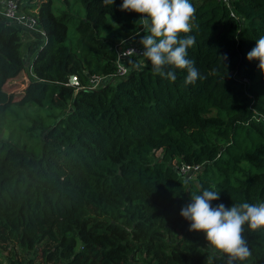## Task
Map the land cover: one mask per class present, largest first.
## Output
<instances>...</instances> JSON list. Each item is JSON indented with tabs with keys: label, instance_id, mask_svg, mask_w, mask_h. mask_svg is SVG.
Masks as SVG:
<instances>
[{
	"label": "trees",
	"instance_id": "1",
	"mask_svg": "<svg viewBox=\"0 0 264 264\" xmlns=\"http://www.w3.org/2000/svg\"><path fill=\"white\" fill-rule=\"evenodd\" d=\"M15 1L45 39L33 76L10 93L25 68L22 29L0 19V248L10 264H241L180 211L203 189L220 192L213 206L264 203V73L246 58L264 36V0H190L192 31L180 35L195 36L187 58L202 77L191 85L186 70L175 81L155 74L142 53L115 75L118 49L142 33L122 0H75L84 18L52 0ZM92 76L108 80L89 88ZM182 163L199 168L186 178ZM243 236L252 254L242 264H264V229L245 224Z\"/></svg>",
	"mask_w": 264,
	"mask_h": 264
},
{
	"label": "clouds",
	"instance_id": "2",
	"mask_svg": "<svg viewBox=\"0 0 264 264\" xmlns=\"http://www.w3.org/2000/svg\"><path fill=\"white\" fill-rule=\"evenodd\" d=\"M114 2L102 0L105 6ZM119 10L140 14L141 55L150 62L155 74L175 81V70H186L184 82L188 85L202 78L194 62L187 58L188 49L196 43L195 36L180 35L192 31L196 9L190 0H122ZM246 58L258 60L257 67L264 73V36L256 40ZM219 199V191L203 189L190 196V203L182 207L180 215L190 222L189 231L203 232L209 246L226 254L230 262L242 264L252 254L243 236L244 225L251 230L264 229V203L213 206L211 202Z\"/></svg>",
	"mask_w": 264,
	"mask_h": 264
},
{
	"label": "built area",
	"instance_id": "3",
	"mask_svg": "<svg viewBox=\"0 0 264 264\" xmlns=\"http://www.w3.org/2000/svg\"><path fill=\"white\" fill-rule=\"evenodd\" d=\"M222 3L229 4L230 0H218ZM0 19L4 22L19 26L22 30L27 32L31 37L40 36L42 41L45 39V33L40 29L37 17L34 14L27 13L22 10L15 0H0ZM143 52L141 44L133 43L124 49H118L117 53V70L116 76L122 77L128 72V65L123 62V58L131 56L132 54H140ZM108 80L106 76H92L88 80L89 88H96ZM67 85H71L75 89L80 88L79 81L76 75H70ZM199 167L189 166L182 163L179 167L182 176L188 178Z\"/></svg>",
	"mask_w": 264,
	"mask_h": 264
},
{
	"label": "rangeland",
	"instance_id": "4",
	"mask_svg": "<svg viewBox=\"0 0 264 264\" xmlns=\"http://www.w3.org/2000/svg\"><path fill=\"white\" fill-rule=\"evenodd\" d=\"M52 1H53L54 8L57 10L69 9L70 12H72L77 17H80V18L85 17L83 7L79 3H76L75 0H67L66 2H64V0H52ZM70 32L72 33L73 29H70ZM24 35H26L25 31L22 30V38ZM28 37H27V45H28V42H30L29 39H31L30 37L29 38ZM22 51H25L24 46L22 47ZM33 52H36V48H34ZM29 64L30 63L27 62V59H26L24 70L21 71V73H19L16 77H14L8 81V83L5 85V88L8 92L18 94V93H20V91H22L26 82L28 83V80H30L29 77L33 76ZM8 133H9V131L6 129V130L0 132V137L3 136L6 139ZM191 175L192 174H190L189 177H191ZM14 250L17 253L18 261H22V259L27 258V253L21 252L18 249H14ZM10 260L11 259L9 258V251H6L5 249L0 248V263L1 264H10Z\"/></svg>",
	"mask_w": 264,
	"mask_h": 264
},
{
	"label": "crops",
	"instance_id": "5",
	"mask_svg": "<svg viewBox=\"0 0 264 264\" xmlns=\"http://www.w3.org/2000/svg\"><path fill=\"white\" fill-rule=\"evenodd\" d=\"M25 34L26 35L23 36V46L25 47V51H23V56H24V60L26 61V59H27V62L30 63L31 62V59L33 57V54L35 53V52H33L34 51V48H36V50L38 49V47L40 46V44L42 42V39L39 40V38H37L36 36H35L36 38L35 37H31L27 32H25ZM142 34L143 33H141V35ZM27 35L31 38V39H29L30 42H28V45H27V37H28ZM141 35H138L137 34V35L133 36L135 38H133V37H131V38L135 39L137 41V43L140 44L139 43V40L141 38ZM24 87H25V85H24Z\"/></svg>",
	"mask_w": 264,
	"mask_h": 264
}]
</instances>
